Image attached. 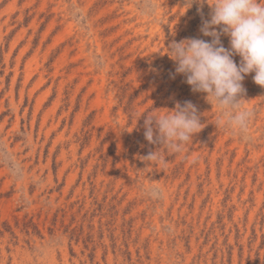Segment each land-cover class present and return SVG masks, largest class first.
<instances>
[{
	"label": "rangeland",
	"instance_id": "rangeland-1",
	"mask_svg": "<svg viewBox=\"0 0 264 264\" xmlns=\"http://www.w3.org/2000/svg\"><path fill=\"white\" fill-rule=\"evenodd\" d=\"M210 11L0 0V264H264V87L245 75L254 115L234 132L166 54L210 41ZM185 102L202 123L192 141L149 143L147 113Z\"/></svg>",
	"mask_w": 264,
	"mask_h": 264
},
{
	"label": "clouds",
	"instance_id": "clouds-1",
	"mask_svg": "<svg viewBox=\"0 0 264 264\" xmlns=\"http://www.w3.org/2000/svg\"><path fill=\"white\" fill-rule=\"evenodd\" d=\"M194 2L210 7V19L203 20L200 31L212 39L173 40L166 54L192 91L206 93V99L222 111L226 119L218 120L217 126L244 134L254 113L240 103L245 92L242 81L254 73L253 81L264 87V0H190V4ZM222 35L228 36L229 48L223 46ZM236 55L241 58L239 64L233 59ZM171 110L163 115L147 113L144 136L149 143H159L175 153L192 141L202 123L191 102L177 103ZM157 158V151L145 157L148 161Z\"/></svg>",
	"mask_w": 264,
	"mask_h": 264
}]
</instances>
